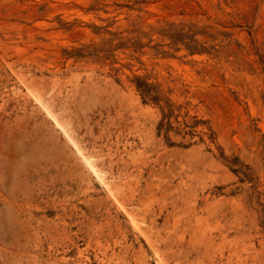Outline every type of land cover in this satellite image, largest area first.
Returning a JSON list of instances; mask_svg holds the SVG:
<instances>
[{
    "label": "rangeland",
    "instance_id": "1",
    "mask_svg": "<svg viewBox=\"0 0 264 264\" xmlns=\"http://www.w3.org/2000/svg\"><path fill=\"white\" fill-rule=\"evenodd\" d=\"M0 264H264V0H0Z\"/></svg>",
    "mask_w": 264,
    "mask_h": 264
},
{
    "label": "trees",
    "instance_id": "2",
    "mask_svg": "<svg viewBox=\"0 0 264 264\" xmlns=\"http://www.w3.org/2000/svg\"><path fill=\"white\" fill-rule=\"evenodd\" d=\"M138 79V78H137ZM137 89L141 92L143 98L148 99L149 101H151L152 103L155 102L157 103V94L156 91L152 90V85L147 84L145 82H139V84H137ZM160 101V100H159ZM169 110V111H173L174 107L172 104H169L168 101L165 102V106L161 107V110L164 112L165 110ZM167 115L163 113V121H161V124H164V121L166 120Z\"/></svg>",
    "mask_w": 264,
    "mask_h": 264
}]
</instances>
